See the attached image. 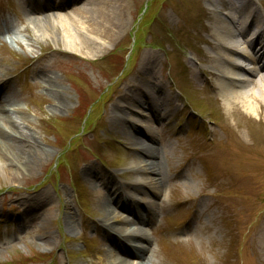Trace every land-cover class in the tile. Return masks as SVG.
Segmentation results:
<instances>
[{
    "label": "rangeland",
    "instance_id": "obj_1",
    "mask_svg": "<svg viewBox=\"0 0 264 264\" xmlns=\"http://www.w3.org/2000/svg\"><path fill=\"white\" fill-rule=\"evenodd\" d=\"M89 1L98 7L94 0H72L56 2L55 9L44 12L34 0H0V78L15 97L8 114L31 135L23 143L46 152L41 160L30 155L26 164L27 157L11 158L21 157L27 148H15L10 155L0 151V264H111L105 235L88 225L85 229L86 222L79 219L77 197L82 191L90 198L95 215L97 195L105 192L109 174L119 183L132 176L123 127L109 119L117 92L131 80L146 95H170L178 109L182 97L193 107L173 111L168 119L159 108L147 112L142 97L143 104L131 105L130 111L140 132L150 114L153 145L167 143L165 206L174 211L182 198L193 202L171 220L178 228L191 219L190 228L158 231V218L141 258L126 259L130 264H264V109L256 102L228 106L214 76L224 67L203 63L218 53L212 17L229 19L232 13L224 7L213 11L211 0H111L117 20L115 36L108 41L74 27L73 17ZM250 1L264 17V0ZM4 17L9 30L2 29ZM60 21L70 23L79 53L65 49L54 25ZM88 38H98L102 46L93 49ZM142 62L150 63H144L145 70L139 67ZM46 77L57 91L45 87ZM260 89L254 95L264 100ZM133 92L126 89L122 96ZM58 99L68 100V107L55 111ZM191 118L206 123L207 142L199 130L192 133ZM171 162L179 168L172 171ZM89 170L96 178L84 177ZM43 192L49 200L31 214L29 202ZM67 215L74 219L72 230Z\"/></svg>",
    "mask_w": 264,
    "mask_h": 264
},
{
    "label": "bare ground",
    "instance_id": "obj_2",
    "mask_svg": "<svg viewBox=\"0 0 264 264\" xmlns=\"http://www.w3.org/2000/svg\"><path fill=\"white\" fill-rule=\"evenodd\" d=\"M44 1L46 2H43L41 6L38 5L39 7L36 9L46 12L52 8L55 9L56 2L64 3L68 1L71 2L72 0ZM94 1L97 2V9L94 8V5L92 6L91 1L86 3L85 8L78 9L77 12L79 13H76V16L73 17L76 18V25L74 27H78L77 30H79V28L80 30L88 29L87 32H89L91 37L94 35L99 39L104 38L111 41L115 36L117 20V15H114L113 13V5L110 3L111 0ZM219 1L220 0L210 1L211 7L214 8L213 11H217L218 8L224 7V9L232 13V15L229 19H221L218 16L212 17L213 19L210 31L213 35V48L218 50V53L216 54L215 60L210 57V60L207 58L203 59V63L208 64L209 61H215L216 64L224 67V69L233 67L232 70L241 72L238 76L228 74L227 71L221 75L214 73V76L217 80H219L217 83L219 92L222 94V97L228 106L239 107V105H250L251 103L256 102L260 108L264 109V100H261L259 97L254 95V90L256 88H261L260 93H262V95L260 96L264 98V17L258 14L254 4L250 0H223V6L219 5ZM54 25L57 27V32L66 45L65 49L71 53H79L77 51L78 49L75 47V42L78 44L79 41L77 42L74 40V35L71 34L70 30V23L60 21V24L54 23ZM10 27L11 25L9 23L3 22L2 29L5 28V30H9ZM246 34H248L247 36H250L247 40ZM98 38H92L93 40L88 38L89 42L94 46L93 49L96 47L98 49L99 46H102L101 43L97 42ZM244 40L247 41L248 45L244 44ZM238 41L243 42V45L235 46L234 43ZM230 44L232 45L231 48L229 46ZM241 56H243V60H245V62L248 61L251 66L245 68L246 66L244 63L234 62V60H238L236 58ZM144 63L146 65L150 64L149 62ZM144 63L142 62L139 66L141 70H145V68H147ZM234 66H241V68L237 69ZM245 74L247 75V78L242 76ZM50 81L51 78L45 80V87H48L51 90L49 91L53 93L55 87L49 85ZM132 82L133 81L131 80L129 83H125V85H123L117 92L116 102H114L116 105L112 106V108L115 109V113L111 114L109 119L112 117L114 123L116 122L123 127L122 137H125L123 139L129 143L131 148L130 158L133 167L131 170L132 176L129 178H133L135 175L139 178H137L132 185H124L118 184L112 175H107V188L104 193L102 192L97 195L98 198L96 197V200L98 201L96 208L99 212H96L95 220H89L88 225V227H92L94 230H99L103 235H105L103 238L106 242V246L104 245L105 254L111 257V264H130L129 260L126 259L127 256L140 259L142 253H144V249L149 247L150 239L145 234L146 230H142L137 227V225H144L148 223L147 220L141 219L139 215L141 210L144 209L143 207H148L146 210L154 213L149 214V217L151 218L153 216H155V218L156 216L159 217L161 211L163 210H170L167 206H165L164 201L162 200L164 197L165 182L168 180L167 178H170L169 175L166 174L168 161H166V153L164 151L167 143H161L160 141L161 145L159 148L153 145L154 139L152 131L155 129L152 127L149 120V117H151L150 114H147V116H145V121L141 123L144 126V131L140 132V128L136 126V124L140 122L131 117L130 111L135 104H143L141 101L142 97L145 99V108L149 113L154 112L156 111V108H159L157 110H160L163 116L170 119L172 115H174V112L177 113L178 110L174 107V102L172 101L173 97L170 95H146L144 92L140 91L137 85H134L135 83ZM244 86H249L251 88L246 90L247 92L237 91ZM126 89L129 91L133 89L134 92L131 95L124 94L122 96ZM55 91H57L56 88ZM156 93L157 92H155V94ZM138 94L140 99L137 98ZM54 95L57 96L58 94ZM14 99V94L8 89L6 82L0 78V151L5 154L8 152L6 154L8 155L9 152L15 148H19L20 152L21 149L23 150V148H27V153L25 149V151L21 152V157L17 156L15 158H11V160L21 161V159L25 160L27 157L25 161L26 164H29L28 158L30 155L35 159L41 160L46 155V152L42 149L37 150L33 148L34 146L32 145L28 146L26 143H23L25 141L28 143L27 139H30L29 136L31 135L21 131L8 114L9 108L12 106ZM158 99L162 100V103L159 105L157 103ZM54 102L55 105H53V109L55 111L68 107V100L58 99ZM156 104L159 107H155ZM142 108L143 107L139 108V110H142ZM142 112L144 111L142 110ZM142 112L139 113L142 114ZM125 123L128 124L126 126L127 128L122 125ZM162 134L165 138L168 137L166 132L163 131ZM219 141L220 140H218V142ZM34 151L38 154L36 157L33 156ZM162 151H164V156ZM191 165L193 164H189V166ZM169 166L172 171L179 168L172 162ZM170 168L168 167L169 172H171ZM83 175L88 178H96V176L94 177V174L92 176L90 170L83 172ZM171 176L173 175L171 174ZM119 186L123 187L124 191H119ZM143 188H147L149 192L144 193V191H142ZM147 194H152V197L148 198ZM48 195L49 194L47 192H43L38 194L34 200L29 202L33 203L29 212L31 214H35L34 210L39 206V204H43L49 200ZM155 198L158 199L159 202L163 203L162 209L159 207V204L157 205V212H155L153 208L156 201ZM192 202V199L182 198L181 201H179L181 204L179 211L184 205H186V209L189 211L192 207ZM197 209L198 208H195L193 213L197 212ZM128 210L133 213V220L128 218L131 219L130 222L125 221L124 216V212ZM193 215L192 220L198 221L195 214ZM134 216H136L135 220ZM73 220L74 219H71V215L65 216V223L67 224L69 230H72ZM116 224H119L120 226H117ZM191 224L192 221L190 219L184 225L183 230L190 228L192 226ZM119 231H121V235H124V240H130L131 242L125 243L124 245L119 243L118 236L116 234V236H114L113 234L114 232L118 233Z\"/></svg>",
    "mask_w": 264,
    "mask_h": 264
}]
</instances>
